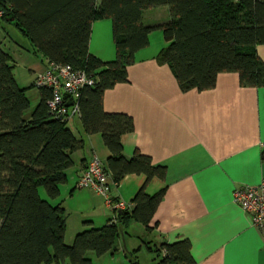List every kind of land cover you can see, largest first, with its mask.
<instances>
[{
    "label": "trees",
    "instance_id": "1",
    "mask_svg": "<svg viewBox=\"0 0 264 264\" xmlns=\"http://www.w3.org/2000/svg\"><path fill=\"white\" fill-rule=\"evenodd\" d=\"M158 6L169 8L170 20L145 24L144 12ZM0 12L49 66L68 64L93 79L77 101L79 114L87 133L102 134L110 153L105 167L115 185L128 175L146 176L130 208L67 244L64 209L40 190L49 199L60 196L72 155L84 141L69 118L50 112V88H39L41 100L26 118L29 98L16 79L13 56L0 45V264H95L87 252L113 253L131 221L153 229L166 188L150 194L148 186L165 179L167 167L139 150L125 156L123 136L135 131V122L128 114L107 112L104 95L129 81V66L150 45L154 30L161 29L168 42L158 58L170 66L181 90H211L225 73L237 74L243 87H264V61L257 50L264 45V0H0ZM105 18L113 23L117 56L112 61L90 51L93 24ZM261 156L264 161V147ZM151 243L147 247L157 264H198L189 239L156 248ZM126 256L129 264H141L139 250Z\"/></svg>",
    "mask_w": 264,
    "mask_h": 264
},
{
    "label": "crops",
    "instance_id": "2",
    "mask_svg": "<svg viewBox=\"0 0 264 264\" xmlns=\"http://www.w3.org/2000/svg\"><path fill=\"white\" fill-rule=\"evenodd\" d=\"M143 16L145 24L158 25L170 20V11L158 6ZM23 39L25 51L39 57L29 59L28 67L16 77L30 101L29 119L41 100L34 80L49 64ZM167 46L163 31L154 30L150 45L129 66V81L104 95L107 112L128 114L135 122V131L123 136L125 156L131 158L139 150L155 164L167 167L166 178H155L148 186L150 194L166 188L151 223L153 229L147 231L141 223L131 221L113 253L98 256L89 251L86 256L95 264H129L126 252H142L148 242L156 248L189 239L198 264H264V230L253 226L250 213L233 199L236 188L264 181V87H243L237 74L225 73L211 90L183 91L170 66L158 58ZM257 50L264 61V45ZM90 51L103 61L116 58L111 19L94 22ZM11 55L17 66V58ZM69 125L84 141L83 147L72 155L74 164L66 171L60 196L49 199L44 189L40 193L64 209L65 240L73 244L79 232L101 228L113 219L120 211L116 203L131 204L146 176L128 175L113 186V206L93 188L77 187L78 177L92 159L97 156L106 164L110 153L102 134L86 132L80 114Z\"/></svg>",
    "mask_w": 264,
    "mask_h": 264
},
{
    "label": "built area",
    "instance_id": "3",
    "mask_svg": "<svg viewBox=\"0 0 264 264\" xmlns=\"http://www.w3.org/2000/svg\"><path fill=\"white\" fill-rule=\"evenodd\" d=\"M1 15L3 12H0ZM93 82V79L83 69H75L68 64L52 63L45 72L36 76L34 85L38 89L50 88L52 90L49 108L54 116L71 119L74 115L79 114L77 101L82 90ZM70 102L73 104L69 105ZM105 166V163L95 156L82 175L78 177L76 186L93 188L105 197L109 206H113L111 190L116 185L111 180ZM233 199L236 204L250 213L253 226L264 230V181L257 186L236 188ZM130 207L131 204L122 201L115 204V208L119 210ZM114 218L116 220V216Z\"/></svg>",
    "mask_w": 264,
    "mask_h": 264
},
{
    "label": "rangeland",
    "instance_id": "4",
    "mask_svg": "<svg viewBox=\"0 0 264 264\" xmlns=\"http://www.w3.org/2000/svg\"><path fill=\"white\" fill-rule=\"evenodd\" d=\"M23 38L25 37H23L15 25L7 23L0 18V45H2V47L7 51L14 54L17 58V67L15 70L16 77L22 69L28 67L27 62H29V59H39L37 55L27 53V51H25L24 47L27 42ZM154 257V253L150 252L146 246L142 249V252H139L141 264H157L154 261Z\"/></svg>",
    "mask_w": 264,
    "mask_h": 264
},
{
    "label": "water",
    "instance_id": "5",
    "mask_svg": "<svg viewBox=\"0 0 264 264\" xmlns=\"http://www.w3.org/2000/svg\"><path fill=\"white\" fill-rule=\"evenodd\" d=\"M72 104H73V102H70V103H69V105H72ZM121 213H122V211L120 210V211H119V214H121Z\"/></svg>",
    "mask_w": 264,
    "mask_h": 264
}]
</instances>
